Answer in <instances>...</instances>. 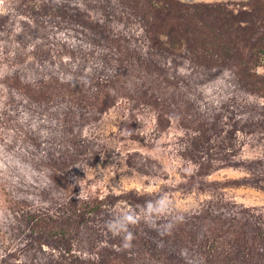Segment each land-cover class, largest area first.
Returning a JSON list of instances; mask_svg holds the SVG:
<instances>
[{
  "label": "rangeland",
  "instance_id": "obj_1",
  "mask_svg": "<svg viewBox=\"0 0 264 264\" xmlns=\"http://www.w3.org/2000/svg\"><path fill=\"white\" fill-rule=\"evenodd\" d=\"M61 1L69 3L0 0V264H127L123 258L135 261L140 249L141 254L156 250L150 242L140 246L130 234H146L144 226L156 231L179 224L183 215H197L213 204L251 211L264 228V168L241 165L264 158V131L232 127L240 104L264 106V89L259 93L253 88L248 93L219 90L227 107L220 111L215 131L205 126L206 133L204 121L213 119L204 117L213 110L209 105L195 101L194 109L189 104L190 112L199 117L194 119L203 120L189 127L185 118L163 105L173 100L182 105L179 96L169 92L161 103L157 88H142V97L131 96L127 87L90 88L86 95L96 99L93 105H69L65 89L52 88L47 75L32 79L26 65L13 57L20 45L16 38L26 41L25 64L42 62L45 70H50V60L57 67L77 60L83 52L91 87L109 85L103 74L111 73L113 62L118 66L115 60L120 54L106 47L104 38L90 40V30L75 31ZM143 1L128 0L118 6L123 16L133 12L136 17L129 32L132 45L146 50L151 38L157 37L170 50V38L157 34V29L152 32L150 19L137 12ZM175 1L222 4L234 13L248 11L251 2ZM52 6L62 12H48ZM7 15L10 19L4 18ZM37 19L43 23V33L32 32ZM26 25L31 27L28 37ZM124 26L122 21L111 22L105 36L128 37ZM118 70L113 72L120 82ZM256 72L264 74V57ZM215 105L221 106L217 101ZM159 116L164 120L161 125ZM48 121L55 124L56 140L64 141L49 145ZM32 139L39 140L37 147L30 145ZM187 154H195L198 161L189 160ZM202 162L213 170L206 176L198 173ZM253 178L259 180L257 185L244 182ZM133 197H142L141 204L133 207ZM129 221L136 222L133 228L127 227ZM250 250L255 262L264 261V245Z\"/></svg>",
  "mask_w": 264,
  "mask_h": 264
},
{
  "label": "trees",
  "instance_id": "obj_2",
  "mask_svg": "<svg viewBox=\"0 0 264 264\" xmlns=\"http://www.w3.org/2000/svg\"><path fill=\"white\" fill-rule=\"evenodd\" d=\"M55 1L51 0V3ZM124 1L128 2V0H80V2L69 0L66 4L61 1L64 3L62 8L66 6L68 10L69 24L75 31L82 34L85 29L90 30L91 34L88 36L90 40L104 38L106 47H113L120 54L121 58L117 57L115 60L118 66L113 62L108 68L111 73L103 74L107 77L104 79L106 84L109 85L96 83L91 87V76L85 67L87 58L83 52L77 60L60 63L57 67L50 60L51 68L45 70L42 62L25 64L23 52L26 41L16 38L20 45L15 47L13 57L19 59V64L26 65L27 71L33 74L32 79L47 75L52 88L65 89V101L69 105L78 104L84 107L93 105L96 99L86 95L90 93V88L102 90L108 87H127L131 96L136 93L140 97L144 94L142 88L154 90L157 88L161 103L167 93L177 94L182 105L179 106L174 100L163 105L169 112L185 118L189 127L192 125L196 127L199 125L197 122L203 120H196H199V117H194L190 112L189 104L197 109L195 101L202 102L213 109L210 114L204 115L206 118H213L210 123L204 121V133L205 126L215 131L213 128L219 126L220 111L227 107L226 102L220 98L222 88H235L245 93L250 92V88H253L254 93L264 89V74L259 75L256 72L264 57L262 0H251L248 11L242 10L237 13L228 10L222 4L183 5L175 0L143 1L137 12L150 19L151 22L148 24L152 26V32L157 29V34H164L170 38V50L161 45L157 37L151 38V45L146 50L132 45L129 32L133 25L132 19L136 17H133L135 16L133 12L132 15L126 12L123 16L118 6ZM157 1L162 4L158 5ZM50 10L55 14L62 12V9L59 10L55 6L48 12ZM67 10L63 12L64 15ZM8 16L4 18H9ZM38 19L32 27V32L43 33L45 31L43 23L38 22ZM113 21H122L125 24L124 33H128L129 38L124 34L121 38L105 36L106 26ZM24 29V35L28 37L30 25H26ZM180 48H184V51L179 50ZM187 53L190 57L184 55ZM114 69L121 72L120 82L113 72ZM137 80L140 81V85ZM216 101L217 104H221L220 107L213 106ZM183 102H188L187 106ZM237 108L240 117L238 115V118L233 120L232 127L235 130L249 133L264 131V106L250 107L240 104ZM54 115L55 112L52 111L51 120H54ZM78 115L84 119L80 112ZM158 122L159 125L164 123L163 118L159 116ZM48 123L49 136L45 139L49 145H56L58 140L64 141L65 138L56 140L55 124L50 121ZM38 143V139H32L30 145L37 147ZM186 157L191 161L199 159L195 154H187ZM52 159L54 160L53 157ZM230 164L237 165V162ZM199 165V176H206L213 171L208 163L202 162ZM241 165L264 168V158ZM244 182L257 185L259 180L253 178ZM133 198L131 204L133 207L141 204L142 197ZM181 218L180 223L176 222L173 226H164L156 231L144 226L147 229L146 234L141 236L136 232L130 234V239L138 240L140 246L149 245L150 242L156 250L148 249L146 254H141L140 249L135 261L126 258L123 260L127 264H259L255 262V253L253 256L250 249L264 245L262 234L264 228L258 224L251 211L236 210L230 204H213L203 208L197 215L185 214ZM201 221L204 222L200 224ZM135 224L136 222L129 221L127 227L133 228ZM260 264H264V261Z\"/></svg>",
  "mask_w": 264,
  "mask_h": 264
}]
</instances>
